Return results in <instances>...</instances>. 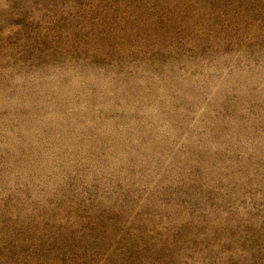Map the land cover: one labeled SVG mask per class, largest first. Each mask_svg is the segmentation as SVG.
<instances>
[{
  "label": "rangeland",
  "instance_id": "rangeland-1",
  "mask_svg": "<svg viewBox=\"0 0 264 264\" xmlns=\"http://www.w3.org/2000/svg\"><path fill=\"white\" fill-rule=\"evenodd\" d=\"M0 264H264V0H0Z\"/></svg>",
  "mask_w": 264,
  "mask_h": 264
}]
</instances>
